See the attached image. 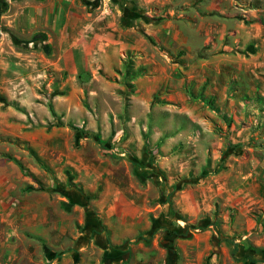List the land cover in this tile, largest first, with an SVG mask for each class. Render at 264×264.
<instances>
[{"label":"rangeland","instance_id":"obj_1","mask_svg":"<svg viewBox=\"0 0 264 264\" xmlns=\"http://www.w3.org/2000/svg\"><path fill=\"white\" fill-rule=\"evenodd\" d=\"M108 247L264 264V0H0V264Z\"/></svg>","mask_w":264,"mask_h":264},{"label":"trees","instance_id":"obj_2","mask_svg":"<svg viewBox=\"0 0 264 264\" xmlns=\"http://www.w3.org/2000/svg\"><path fill=\"white\" fill-rule=\"evenodd\" d=\"M69 198H71L70 195H69ZM82 205H83V207L86 208L87 215H92V212L89 211L88 206L84 205V204H82ZM69 208H70V206L67 205V209H69ZM84 230L90 235L91 240H95L97 243H99L100 238L102 237L101 235L104 233L102 227L98 223H95V222L91 223L90 221H88L86 223V228ZM185 233H187V232H185ZM44 251H45V254H46V256H47V258L49 260H56V259L61 258L58 253L51 254V252L46 247V245H44ZM71 254H72L75 262L79 263L80 262L79 255H78L79 253L76 250H73L71 252ZM127 257H128V252H120V251H114V250L107 251V250H105L104 264H111L113 262L123 260V259H125Z\"/></svg>","mask_w":264,"mask_h":264},{"label":"crops","instance_id":"obj_3","mask_svg":"<svg viewBox=\"0 0 264 264\" xmlns=\"http://www.w3.org/2000/svg\"><path fill=\"white\" fill-rule=\"evenodd\" d=\"M106 214L108 215L109 212H107ZM107 215H106V216H107ZM107 217H108V216H107ZM111 228H112V227H111ZM101 236H104V233H103ZM101 236H100V237H101ZM103 247H104V246H103ZM104 249L107 250V251H111V250H112L110 247H108V248H104ZM114 251H115V250H114ZM129 256L131 257V254H130V253H129Z\"/></svg>","mask_w":264,"mask_h":264}]
</instances>
